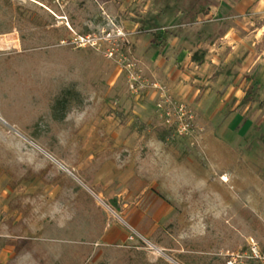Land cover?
Wrapping results in <instances>:
<instances>
[{"label":"rangeland","instance_id":"obj_1","mask_svg":"<svg viewBox=\"0 0 264 264\" xmlns=\"http://www.w3.org/2000/svg\"><path fill=\"white\" fill-rule=\"evenodd\" d=\"M209 2L0 0V264H264V96L216 53L264 0Z\"/></svg>","mask_w":264,"mask_h":264},{"label":"crops","instance_id":"obj_2","mask_svg":"<svg viewBox=\"0 0 264 264\" xmlns=\"http://www.w3.org/2000/svg\"><path fill=\"white\" fill-rule=\"evenodd\" d=\"M209 7L212 10H208V8L202 10L201 12L197 14V16H200L201 13H204L206 16H211L212 14H216L217 16H227V12L235 13L239 16L246 15V12L248 9L253 6L254 0H209ZM256 1V0H255ZM243 8H245L243 10ZM240 10V14H239ZM250 11V10H249ZM262 10H258L256 13H260ZM255 13V14H256ZM249 19H234L235 26H232L229 30L226 32H223L219 35L216 39L217 44H220L219 49H216V53L219 50L217 54V58L219 61H222L223 59V48L227 46V44H230L232 51L230 54V61L237 60L238 58H245L242 64H237L235 68V75L242 74V82L245 86V92L243 95V100L246 97L247 92L249 89L256 85L257 87V95L255 97V101L253 102H246L247 104H255L258 102L259 99H261L264 96V25L260 28H248V26H245L246 28H243L246 30V34L244 36V39L242 36H239V29L238 26H241L244 22H249ZM160 29V28H159ZM248 30V31H247ZM169 38V37H168ZM244 40V41H243ZM243 43L246 44V48H243ZM168 44V40H167ZM167 44L163 47L165 48ZM256 46V47H255ZM261 50L258 51V48ZM162 48V49H163ZM161 49V50H162ZM205 51L206 56L203 63H198L193 60V56L196 52ZM193 53L191 56V62L196 65H204L207 60L208 51L207 49H201ZM245 101V100H244ZM133 225V224H132ZM134 225H137L134 223Z\"/></svg>","mask_w":264,"mask_h":264},{"label":"trees","instance_id":"obj_3","mask_svg":"<svg viewBox=\"0 0 264 264\" xmlns=\"http://www.w3.org/2000/svg\"><path fill=\"white\" fill-rule=\"evenodd\" d=\"M170 36V32L167 29H157L153 34V39L151 41V48L154 52L160 51L166 44L168 37ZM206 56L205 51L196 52L193 56V60L198 63H203ZM257 87L253 85L246 94L245 102H253L255 101V97L257 95ZM260 142L264 145V135L260 136ZM253 224L260 225V221L258 218H253Z\"/></svg>","mask_w":264,"mask_h":264},{"label":"built area","instance_id":"obj_4","mask_svg":"<svg viewBox=\"0 0 264 264\" xmlns=\"http://www.w3.org/2000/svg\"><path fill=\"white\" fill-rule=\"evenodd\" d=\"M253 256L255 257V258H261L260 256H259V253H258V251L256 250V249H253Z\"/></svg>","mask_w":264,"mask_h":264},{"label":"bare ground","instance_id":"obj_5","mask_svg":"<svg viewBox=\"0 0 264 264\" xmlns=\"http://www.w3.org/2000/svg\"><path fill=\"white\" fill-rule=\"evenodd\" d=\"M97 198H98V200H99L102 204L105 205V203L102 201V199H100L99 197H97Z\"/></svg>","mask_w":264,"mask_h":264}]
</instances>
